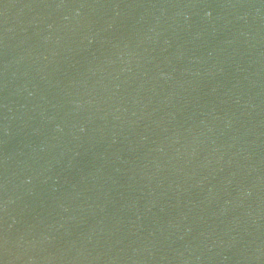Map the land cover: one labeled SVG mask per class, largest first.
Instances as JSON below:
<instances>
[{
	"label": "water",
	"instance_id": "1",
	"mask_svg": "<svg viewBox=\"0 0 264 264\" xmlns=\"http://www.w3.org/2000/svg\"><path fill=\"white\" fill-rule=\"evenodd\" d=\"M0 264H264V0H0Z\"/></svg>",
	"mask_w": 264,
	"mask_h": 264
}]
</instances>
